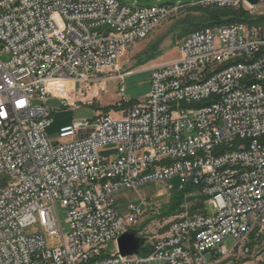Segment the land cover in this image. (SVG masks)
Masks as SVG:
<instances>
[{"label": "built area", "instance_id": "1", "mask_svg": "<svg viewBox=\"0 0 264 264\" xmlns=\"http://www.w3.org/2000/svg\"><path fill=\"white\" fill-rule=\"evenodd\" d=\"M174 9L0 0V53L8 55L0 60V264H208L235 254L264 264L249 248L264 234L263 28L190 33L176 60L151 68L148 94L119 118L73 121L56 143L46 136L51 114L77 109L90 84L121 81L128 47ZM232 60L241 68L225 69ZM55 83L77 84L76 95L54 93ZM50 100L58 107H48ZM176 176L180 188H198L214 214L176 220L138 255L121 256L117 240L144 207L131 204L120 214L114 195ZM37 219L48 235H60L59 247L47 248L40 232L25 233ZM226 237L234 242L229 250L221 245Z\"/></svg>", "mask_w": 264, "mask_h": 264}, {"label": "rangeland", "instance_id": "2", "mask_svg": "<svg viewBox=\"0 0 264 264\" xmlns=\"http://www.w3.org/2000/svg\"><path fill=\"white\" fill-rule=\"evenodd\" d=\"M120 4L139 7H148L156 5H170L175 9L163 20L151 34L141 40L132 43L120 60V72L127 75L123 79H109L101 82L98 87L94 84L89 85L88 93L81 98L78 108H61L51 114V124L46 129V136L52 143L60 142L58 139L59 130L70 125L73 121L92 120L95 117L109 113L112 118H119L122 111L138 104L142 101L150 90V70L152 66L162 65L177 59V46L180 40L186 35L195 31H200V26L206 21L204 12L214 11L215 9L226 8L233 11L243 10L248 12L249 16L258 18L264 16V0H261L255 7L248 6L244 0H240L232 6H218L214 0H117ZM231 2L237 0H230ZM203 2H209L206 4ZM261 28V26L256 27ZM213 29V28H210ZM8 55L0 53V60L5 61ZM235 62V61H234ZM234 62H230L232 64ZM236 63V62H235ZM228 65V63H225ZM78 85L75 83H55L50 84L49 88L54 93L63 98H73L76 95ZM122 93H119V88ZM102 92L99 93V89ZM127 100L121 106H117L118 101ZM48 107L57 108L58 102L50 100ZM106 108L110 109L107 111ZM113 152H101V157L111 155ZM180 191L179 178L173 177L163 184H145L135 190L121 189L114 195V200L120 214H123L131 204L139 205L143 203V215L130 225V229L136 232V236L142 238L147 243L165 234L167 227L174 221L181 218H188L199 215L197 211H191L194 205L198 204L200 192H187L182 197V204L175 210L173 206L177 201ZM206 215H213L214 209L204 202ZM59 217L62 222L63 232L66 231L64 214L59 210ZM40 232L43 235L47 248L59 247L61 245L60 235H48L38 219L35 224L25 229V233L33 235ZM233 240L226 237L221 245L229 250L233 245ZM250 255L264 258V234L254 235L249 242ZM114 244L107 246V252L113 253ZM261 252V254H260ZM258 253V254H257ZM143 256L148 252L142 251ZM260 254V255H259ZM209 258V257H208ZM249 259L241 254H235L227 258H219L208 264H249ZM158 264V263H153Z\"/></svg>", "mask_w": 264, "mask_h": 264}, {"label": "trees", "instance_id": "3", "mask_svg": "<svg viewBox=\"0 0 264 264\" xmlns=\"http://www.w3.org/2000/svg\"><path fill=\"white\" fill-rule=\"evenodd\" d=\"M203 16H205L207 19L206 21L201 24L200 31L206 30L209 28H215L218 26H236V25H246L248 27H259L264 29V16L263 17H252L249 16L248 12L243 10H237L233 11L226 8H220L215 9L214 11H208L204 12ZM198 32V31H195ZM189 35V34H188ZM107 111H110V109L106 108ZM197 191L199 192V189L196 187H193L191 185L180 188L177 201L174 203L175 210L179 208V206L183 203L182 197L187 192ZM204 202L205 198L203 196H199L198 204L194 205L193 208H191V211H197L200 214H205L204 210ZM143 251L148 252V249L145 248Z\"/></svg>", "mask_w": 264, "mask_h": 264}, {"label": "water", "instance_id": "4", "mask_svg": "<svg viewBox=\"0 0 264 264\" xmlns=\"http://www.w3.org/2000/svg\"><path fill=\"white\" fill-rule=\"evenodd\" d=\"M250 7H255L261 0H244ZM144 240L136 236L135 231H127L122 234L117 240L118 252L121 256H133L138 255Z\"/></svg>", "mask_w": 264, "mask_h": 264}, {"label": "bare ground", "instance_id": "5", "mask_svg": "<svg viewBox=\"0 0 264 264\" xmlns=\"http://www.w3.org/2000/svg\"><path fill=\"white\" fill-rule=\"evenodd\" d=\"M218 27H227V26H218ZM215 28H217V27H215ZM198 32H201V31H198ZM230 62H234V63L229 64ZM225 63H228V65H225V69H240L241 68V60H232V61H227Z\"/></svg>", "mask_w": 264, "mask_h": 264}, {"label": "crops", "instance_id": "6", "mask_svg": "<svg viewBox=\"0 0 264 264\" xmlns=\"http://www.w3.org/2000/svg\"><path fill=\"white\" fill-rule=\"evenodd\" d=\"M153 67H155V66H152L151 68H153Z\"/></svg>", "mask_w": 264, "mask_h": 264}]
</instances>
